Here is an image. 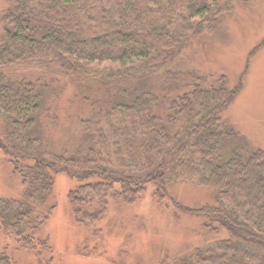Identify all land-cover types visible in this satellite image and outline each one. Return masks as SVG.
I'll list each match as a JSON object with an SVG mask.
<instances>
[{"label":"trees","instance_id":"16d2710c","mask_svg":"<svg viewBox=\"0 0 264 264\" xmlns=\"http://www.w3.org/2000/svg\"><path fill=\"white\" fill-rule=\"evenodd\" d=\"M238 1L17 0L16 10L4 16L0 50V151L26 190L23 203L0 202V224L19 250H50L49 240L38 238L40 227H28L34 211L27 203L67 173L87 181L68 197L76 221L90 226L104 219L111 202L136 204L150 186L161 203L171 184L211 189L216 204L190 211L229 238L174 264H264V151L245 155L232 147L237 136L222 112L234 91L223 79L212 84L208 77L166 69ZM46 65L107 89L106 105L92 102L96 106L82 120L88 142L81 161L45 154L36 134L38 120L50 119L43 88L13 76L21 67ZM157 74L163 91L166 84L167 91L185 93L156 97L144 84ZM0 264L14 262L0 253Z\"/></svg>","mask_w":264,"mask_h":264},{"label":"rangeland","instance_id":"374dc122","mask_svg":"<svg viewBox=\"0 0 264 264\" xmlns=\"http://www.w3.org/2000/svg\"><path fill=\"white\" fill-rule=\"evenodd\" d=\"M16 8L17 0H0V50L5 42L4 16ZM166 69L208 77L212 84L223 79L234 91L233 100L222 112L226 125L237 136L232 147L242 148L245 155L264 151V0L234 2L233 11L212 33L196 39ZM17 73L43 88L50 119L38 120L36 134L42 139L45 154L83 160L88 137L82 120L96 106L92 102L100 100L106 105V87L65 78L56 65L21 67L13 76ZM161 76L150 77L144 87L163 99L185 93V89L167 91L166 84L163 91ZM165 107L160 106L158 112L165 114ZM4 132L0 128V133ZM84 183L87 181L58 173L48 193L27 203L34 211L28 227H40L38 238L49 240V251L40 255L19 250L16 238H7L0 224V253H7L14 264H174L190 260L198 249L215 247L229 238L190 211L216 204L213 190L190 183L168 185L162 203L154 196L156 188L150 186L138 203L119 206L111 202L101 222L79 224L68 196ZM25 190L21 177L14 174L0 151V202L23 203Z\"/></svg>","mask_w":264,"mask_h":264}]
</instances>
